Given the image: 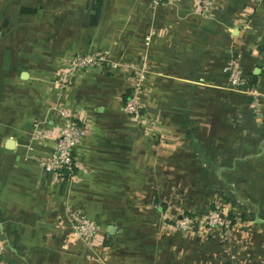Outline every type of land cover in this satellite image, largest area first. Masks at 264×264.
<instances>
[{
	"label": "crops",
	"instance_id": "1",
	"mask_svg": "<svg viewBox=\"0 0 264 264\" xmlns=\"http://www.w3.org/2000/svg\"><path fill=\"white\" fill-rule=\"evenodd\" d=\"M77 53L119 67L68 82ZM233 57L252 88H228ZM61 113L84 132L66 178L37 162ZM211 207L226 233L173 228ZM73 215L96 224L90 242ZM0 244V264H264V0H0Z\"/></svg>",
	"mask_w": 264,
	"mask_h": 264
},
{
	"label": "built area",
	"instance_id": "2",
	"mask_svg": "<svg viewBox=\"0 0 264 264\" xmlns=\"http://www.w3.org/2000/svg\"><path fill=\"white\" fill-rule=\"evenodd\" d=\"M159 0H153V5H158ZM216 0H198L199 10L202 13L209 12L215 5ZM100 66H107L109 70H116L119 65L111 60L107 53H86L74 54L68 61L64 70V76L67 81L75 79L80 74L95 69ZM227 86L231 91H242L248 89V81L244 78L240 61L233 57L227 63L224 69ZM146 67L141 65L133 71L130 85L127 91V98L122 105V111L133 118H139L143 109L141 95L143 93V83L146 78ZM67 83H61L63 87ZM64 119L60 127L54 149L50 157L37 160L44 173L53 174L62 177L65 171L68 175L73 171L74 151L83 138V129L71 122L65 113H61ZM43 139L39 133L33 134L31 140ZM172 226L175 230L181 232H190L198 226L207 230H219L226 233L231 227V221L220 210L208 211L200 216L181 215L172 220ZM97 232L96 224L81 215H73L71 222V233L78 240L90 242ZM4 248L0 244V255Z\"/></svg>",
	"mask_w": 264,
	"mask_h": 264
},
{
	"label": "trees",
	"instance_id": "3",
	"mask_svg": "<svg viewBox=\"0 0 264 264\" xmlns=\"http://www.w3.org/2000/svg\"><path fill=\"white\" fill-rule=\"evenodd\" d=\"M254 83L253 82H248V85H247V87H248V89H250V88H252V85H253ZM126 98H127V93H126V95H125V99H124V101L126 100ZM62 178H66V175H62ZM211 210H215V207H211L208 211H211ZM208 211H206L205 213H207ZM205 213H202V214H205ZM202 214H199V215H197V216H200V215H202ZM227 218L230 220L231 219V217L230 216H227ZM231 224H232V221H231Z\"/></svg>",
	"mask_w": 264,
	"mask_h": 264
},
{
	"label": "water",
	"instance_id": "4",
	"mask_svg": "<svg viewBox=\"0 0 264 264\" xmlns=\"http://www.w3.org/2000/svg\"><path fill=\"white\" fill-rule=\"evenodd\" d=\"M68 174V171H65V175H67Z\"/></svg>",
	"mask_w": 264,
	"mask_h": 264
}]
</instances>
